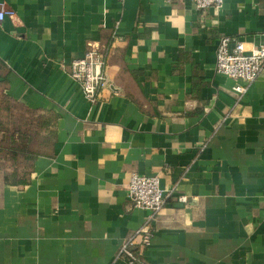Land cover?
Wrapping results in <instances>:
<instances>
[{"label": "crops", "instance_id": "obj_1", "mask_svg": "<svg viewBox=\"0 0 264 264\" xmlns=\"http://www.w3.org/2000/svg\"><path fill=\"white\" fill-rule=\"evenodd\" d=\"M0 4L15 13L0 22V118L43 120L0 141L44 140L28 157L0 146V264H126L117 248L147 221L131 172L175 190L147 262L264 264V69L238 94L214 67L221 35L264 44V0ZM93 44L109 84L90 105L68 65Z\"/></svg>", "mask_w": 264, "mask_h": 264}, {"label": "built area", "instance_id": "obj_2", "mask_svg": "<svg viewBox=\"0 0 264 264\" xmlns=\"http://www.w3.org/2000/svg\"><path fill=\"white\" fill-rule=\"evenodd\" d=\"M185 1V0H167ZM196 9L219 8L224 0H190ZM14 11L0 4V22L14 17ZM69 74L78 84L84 99L93 105L98 101L99 93L108 86L105 72V54L97 44L90 45L83 56L69 62ZM216 73L240 81L232 89L238 93L246 92L248 86L256 80L264 69V44L245 48L244 43L228 35H221L215 50ZM126 197L133 208L147 211V221L129 234L118 246L116 258H122L126 264H151L143 256V251L153 235V217L162 209L166 200L175 193L172 188L163 190L157 175H145L131 172L126 183ZM177 201L184 203L187 196L177 195Z\"/></svg>", "mask_w": 264, "mask_h": 264}, {"label": "rangeland", "instance_id": "obj_3", "mask_svg": "<svg viewBox=\"0 0 264 264\" xmlns=\"http://www.w3.org/2000/svg\"><path fill=\"white\" fill-rule=\"evenodd\" d=\"M25 117H27V118H25ZM28 117L29 116L25 115L22 111H20L19 116H17V118L14 120V119L8 117L7 113L4 112L3 116H1V118H0V127L4 128L5 130H11L13 127L19 126V127L25 128V129L30 131L32 129L34 130L36 127H39V125L43 121V120L39 121V119H37L35 122H32V120H30ZM42 141H44V140L42 138H40L39 135H34L30 138L29 146L31 148H33L35 146L37 148H39L41 146L40 142H42ZM3 144L5 146H9V147L13 145L12 143H10L9 140H6V139L3 142ZM20 145H21L20 142H17L14 144V146H18V147ZM18 155H20L22 157V154H18Z\"/></svg>", "mask_w": 264, "mask_h": 264}, {"label": "trees", "instance_id": "obj_4", "mask_svg": "<svg viewBox=\"0 0 264 264\" xmlns=\"http://www.w3.org/2000/svg\"><path fill=\"white\" fill-rule=\"evenodd\" d=\"M20 136V135H19ZM18 136V137H19ZM6 140H9L10 143H12V146H5L3 144V142ZM19 142H20V146H14V140L11 136H4L3 140L0 141V146L3 147L4 149L6 148L8 150V153L11 156H15L17 154H22L23 156L26 155L27 157L29 156V153H32L30 147H29V143H30V138L29 137H19Z\"/></svg>", "mask_w": 264, "mask_h": 264}]
</instances>
